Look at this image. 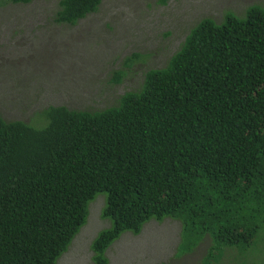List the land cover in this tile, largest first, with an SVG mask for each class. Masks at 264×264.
<instances>
[{
    "label": "trees",
    "instance_id": "obj_1",
    "mask_svg": "<svg viewBox=\"0 0 264 264\" xmlns=\"http://www.w3.org/2000/svg\"><path fill=\"white\" fill-rule=\"evenodd\" d=\"M102 2L61 0L55 21L74 26ZM46 116L37 128L0 115V264H57L100 193L111 226L91 245L93 264L151 220L180 221L196 237L190 251L210 236L205 264L264 230L263 6L203 18L116 106Z\"/></svg>",
    "mask_w": 264,
    "mask_h": 264
},
{
    "label": "rangeland",
    "instance_id": "obj_2",
    "mask_svg": "<svg viewBox=\"0 0 264 264\" xmlns=\"http://www.w3.org/2000/svg\"><path fill=\"white\" fill-rule=\"evenodd\" d=\"M60 2L0 5V115L7 121L43 128L51 106H116L141 89L149 70L167 66L203 18L222 23L227 12L242 17L251 6L264 7V0H103L96 13L72 26L55 21ZM106 201L100 193L88 206L80 232L89 235L79 260L70 257L74 249L68 253L80 232L57 264H93L87 246L109 228L102 218ZM124 236L132 241L122 242ZM192 238H184L178 220H151L139 235L124 233L106 256L109 264H205L211 237L190 251ZM220 264H264V230L246 251L226 250Z\"/></svg>",
    "mask_w": 264,
    "mask_h": 264
},
{
    "label": "crops",
    "instance_id": "obj_3",
    "mask_svg": "<svg viewBox=\"0 0 264 264\" xmlns=\"http://www.w3.org/2000/svg\"><path fill=\"white\" fill-rule=\"evenodd\" d=\"M107 222H108V227H110L111 226L110 221L107 220ZM144 230L146 231V228H144ZM88 235H89V230H85V228L80 232L78 237L73 242L71 249L69 250L68 255L71 253L72 249H74V251L72 252V255L70 257L76 258V260H79L80 256L82 255L83 249L85 247V246H82V244H84L83 242H85L87 240ZM125 235H130V234H125ZM129 237L130 236H124V237H122L121 241L122 242L124 241V243L125 242L129 243L132 241V239ZM81 241H82V243H81ZM92 243H93V240L91 241V243H89V246H87V250L90 252H92L91 251ZM112 247H114V246H112ZM122 247L123 246H119L118 248H122Z\"/></svg>",
    "mask_w": 264,
    "mask_h": 264
}]
</instances>
